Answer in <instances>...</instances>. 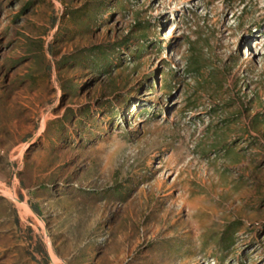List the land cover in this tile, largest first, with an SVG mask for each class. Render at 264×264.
<instances>
[{
  "label": "rangeland",
  "instance_id": "1",
  "mask_svg": "<svg viewBox=\"0 0 264 264\" xmlns=\"http://www.w3.org/2000/svg\"><path fill=\"white\" fill-rule=\"evenodd\" d=\"M0 264H264V0H0Z\"/></svg>",
  "mask_w": 264,
  "mask_h": 264
}]
</instances>
